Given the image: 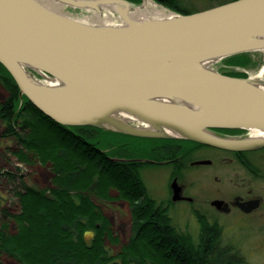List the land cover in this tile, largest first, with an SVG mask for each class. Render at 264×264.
I'll use <instances>...</instances> for the list:
<instances>
[{
	"label": "water",
	"instance_id": "water-1",
	"mask_svg": "<svg viewBox=\"0 0 264 264\" xmlns=\"http://www.w3.org/2000/svg\"><path fill=\"white\" fill-rule=\"evenodd\" d=\"M53 1L85 10H97L98 2L111 5L122 24H86L40 0H0V64L45 116L67 127L230 151L264 147V138L226 140L209 133L264 134V82L210 68L264 50V0H236L192 14L166 10L168 18L140 20L119 9L137 8L124 0ZM170 187L172 201L182 200L177 179Z\"/></svg>",
	"mask_w": 264,
	"mask_h": 264
},
{
	"label": "trees",
	"instance_id": "trees-1",
	"mask_svg": "<svg viewBox=\"0 0 264 264\" xmlns=\"http://www.w3.org/2000/svg\"><path fill=\"white\" fill-rule=\"evenodd\" d=\"M256 53L222 61L243 66ZM225 75L245 79L243 74ZM0 84L6 92L0 103V141L11 143L6 151L20 165L14 172L0 173V181L8 187L5 194L0 192V264L3 257L20 264H111L114 260L117 264H248L214 225L201 218L196 240L178 229L168 208L148 194L140 171L151 164L114 159L99 148L100 135L109 130L59 125L20 95L1 64ZM128 137L150 142V151L163 157L155 161L175 158L169 155L193 144ZM34 166L49 171V188L29 184L22 168ZM8 194L17 200L15 212L6 207ZM116 200L128 204L131 233L119 253L112 255L107 241L118 240L99 205Z\"/></svg>",
	"mask_w": 264,
	"mask_h": 264
},
{
	"label": "rangeland",
	"instance_id": "rangeland-1",
	"mask_svg": "<svg viewBox=\"0 0 264 264\" xmlns=\"http://www.w3.org/2000/svg\"><path fill=\"white\" fill-rule=\"evenodd\" d=\"M167 10V9H164ZM61 12L71 16L77 20H84L85 17L89 16V11L85 9H76L66 7ZM115 18H118L117 13H112ZM85 21V20H84ZM119 21L113 23L117 25ZM90 24L94 22L89 21ZM250 63L243 66L229 65L226 61L216 63V71L220 74H243L244 78H251L261 74L264 78V52H257L249 56ZM227 76V75H226ZM40 79V78H38ZM41 80V79H40ZM6 98V92L0 84V103ZM2 131V125L0 122V133ZM150 142L142 139L131 138L122 134H116L110 131L103 132L98 139V146L101 150L109 153L111 157L118 160H145L154 161L155 158H159L157 152H151L149 149ZM11 147L10 144H4V141H0V173L14 172L17 166H20L15 159L6 151V147ZM149 149V151H148ZM187 151L176 149L174 153L169 156L179 157L181 154L184 155L183 165L177 169L173 166H147L142 168L140 171L141 177L147 187L148 194L160 202L162 205L168 208L169 216L172 219L173 224L181 231L188 232L195 240L197 239L200 231V224L197 215V210L200 213L206 210V205L202 201L207 200L210 194L213 192L212 187L217 186L214 182V175L220 178L221 183L227 181L228 169L216 165L212 168H189V161L199 156L212 157L218 159L219 154L211 150H202L194 154L188 153L191 149L190 145H186ZM183 151V152H182ZM178 152V154H176ZM182 152V153H181ZM161 155V154H160ZM159 156V157H158ZM160 158H163L162 155ZM253 163L264 164V153L254 154L250 156ZM232 170V169H230ZM22 172L27 175L29 184L35 185L39 188H49L51 185V174L45 167L34 166V167H23ZM173 175L177 176L178 183L184 184L187 190L191 192V196H196V201L193 204L184 203H172L170 194V185L173 179ZM223 181V182H222ZM260 185L254 184L255 187ZM224 185L221 184L219 191L224 189ZM8 187L0 181V192L5 194ZM8 192V191H7ZM113 196H117L115 191H112ZM8 201L6 204L7 209L15 212L16 202L15 198H12L9 194ZM198 202H200L198 204ZM194 205V206H192ZM102 213L108 218L114 237L118 240L116 244L109 243L110 252L112 255L119 253L120 248L125 245L129 239L131 233V220L128 204L121 200H116L106 204L99 205ZM202 221L204 222L203 218ZM226 219L223 220V224L227 225ZM228 237L231 243L234 245V249L241 253L248 264H264V244L256 243V236L253 235H241L238 234L233 228L229 229ZM90 235H88L89 237ZM227 237V236H226ZM261 240V239H260ZM119 261L114 260L111 264H117ZM1 264H20L10 258L3 257Z\"/></svg>",
	"mask_w": 264,
	"mask_h": 264
},
{
	"label": "flooded vegetation",
	"instance_id": "flooded-vegetation-1",
	"mask_svg": "<svg viewBox=\"0 0 264 264\" xmlns=\"http://www.w3.org/2000/svg\"><path fill=\"white\" fill-rule=\"evenodd\" d=\"M136 7H142L147 0H124ZM155 6L170 10L177 14H192L209 10L236 0H148ZM133 9V8H130ZM120 18V17H119ZM121 20V18H120ZM120 22V21H119ZM213 136L226 140H244L249 138V131L247 130H209ZM191 149L188 153L192 154L201 152L202 150H211L219 154L218 159L212 157L199 156L191 159L188 163L189 168H212L219 164V166L228 169L227 181L221 183L220 178L215 174L214 182L217 186L212 187V193L207 200L202 201L206 205V210L200 213L197 210V215L207 224L215 226V230L222 236L225 243H231L227 234L229 229H234L241 235L256 236V243L264 244V164H256L250 159L251 155L264 153V147L252 150L230 151L219 149L212 146L202 145L192 142ZM187 149H185V152ZM184 155L181 154L177 158L166 159L164 161L148 160L152 166H173L175 171L179 169L184 162ZM197 162H204V164H196ZM232 169V170H230ZM177 176L173 175V179ZM178 182V181H177ZM261 183L260 187H255L254 184ZM172 183V182H171ZM179 184V183H178ZM225 187L219 191L220 185ZM171 186V185H170ZM181 187L182 200L172 201V191L170 187L171 202L184 204H193L196 201V196H191V192L187 190L186 185L179 184ZM193 195V194H192ZM215 202H220L216 204ZM160 203V202H158ZM200 202H198L199 204ZM194 206V205H192ZM199 213V214H198ZM226 219L227 225L223 224ZM227 236V237H226ZM261 239V240H260Z\"/></svg>",
	"mask_w": 264,
	"mask_h": 264
},
{
	"label": "bare ground",
	"instance_id": "bare-ground-1",
	"mask_svg": "<svg viewBox=\"0 0 264 264\" xmlns=\"http://www.w3.org/2000/svg\"><path fill=\"white\" fill-rule=\"evenodd\" d=\"M40 1L42 3H44L46 6H48V8H50L54 11L55 10L56 11H62L63 9L66 8V6H64L63 4L58 3L56 1H53V0H40ZM74 1H80V0H74ZM83 1H85V0H83ZM89 1H93V0H89ZM119 9L121 11H126L127 12L126 15L128 16L129 19H132V20H134V19L135 20L165 19V18H168L171 16V14L168 11L155 6L152 2H150L148 0L144 3V5L142 7H137V8L130 10V11L129 10L127 11L124 8H119ZM117 10H118L117 7H114L111 5H103L102 3L98 2L97 10H88L90 15L85 17V19H84L85 21L84 20H80V21L83 23H86V24H90L89 21H92V22H94V24H91V25H101V26L116 25L113 22L114 21H120V22H115V23H117V25H121L122 20H120L119 17L115 18V16L112 14L114 12L116 13ZM69 17H71V16H69ZM259 52H264V50L259 51ZM214 65H216V64H211V66H210V68L213 70H215ZM250 79L257 81V82H259V81L264 82V78H262L261 74H259L256 77L252 76ZM262 89H264V85L262 86ZM119 115H120L121 120L126 121L129 124H132L134 126H139L140 128H144L143 125H141L136 120L130 118L129 116H127L125 114H119ZM261 138H264L263 133L257 132V131H250L249 139L253 140V139H261Z\"/></svg>",
	"mask_w": 264,
	"mask_h": 264
}]
</instances>
